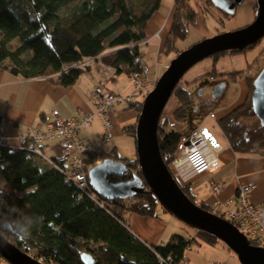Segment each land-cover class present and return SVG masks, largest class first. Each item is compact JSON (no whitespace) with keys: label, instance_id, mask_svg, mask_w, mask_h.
<instances>
[{"label":"trees","instance_id":"1","mask_svg":"<svg viewBox=\"0 0 264 264\" xmlns=\"http://www.w3.org/2000/svg\"><path fill=\"white\" fill-rule=\"evenodd\" d=\"M160 1L0 0V69L22 79L50 78L66 87L73 85L89 65L80 70L70 67L101 56L102 63L114 69L115 74L129 76L142 66L137 45L146 40V23L159 8ZM207 3L213 6L210 1ZM195 16L188 0H174L165 54L173 52L177 56L176 41L185 39L187 33V25L182 20L191 24ZM254 46L212 56L211 72L195 82L222 77L215 70L219 58L244 53ZM105 51L109 53L104 54ZM249 68L228 76L230 80L245 79L248 95L219 118L218 125L235 153L264 155V128L251 109L254 78L248 76ZM181 80L172 93L179 102L172 117L185 122L193 115V98L188 92V83L185 87L179 86ZM126 109L139 113L141 102L128 103ZM158 128L160 155L171 173L170 161L184 134ZM123 131L134 138L135 124L125 126ZM31 144L29 136L26 145L17 149L0 143V188L8 204H15L34 219L27 238L9 237L8 242L42 264H82L83 253L90 254L94 264H179L184 260V251L193 243L214 245L218 242L208 234L193 230L191 240L175 234L164 245L146 246L130 232L126 216L155 217L160 205L147 188L133 199L106 200L95 195L89 181L82 188L63 171L41 159L32 151ZM114 151L88 158L87 173L96 159L110 158L122 161L128 170L122 178L108 177L109 181L140 176L136 158L119 159ZM180 188L195 205L222 218L212 208L195 203L187 186L180 185Z\"/></svg>","mask_w":264,"mask_h":264},{"label":"crops","instance_id":"2","mask_svg":"<svg viewBox=\"0 0 264 264\" xmlns=\"http://www.w3.org/2000/svg\"><path fill=\"white\" fill-rule=\"evenodd\" d=\"M206 4H208L207 1ZM173 10L174 3L172 8L168 11V18L163 21V16H155L153 14L145 26L146 41L148 42L141 45L143 46V50L139 48V52L141 54V65H145L148 68V77L151 80L156 79L157 81V78L161 76H159V68L163 69L164 72L169 65V63H167L168 58L165 59V56L174 54L173 52L165 54L164 50L165 41L168 38L167 35L171 26ZM108 53L109 51H105L104 54ZM145 53H148L149 59L144 62ZM160 55L161 59H159ZM100 58L101 56H98V59ZM173 58L174 57H170V59ZM98 59L94 60L88 66V69L84 71L85 73L82 72L83 74L78 76L73 85L66 87L50 78L22 79L20 77H14L7 70L0 69V115L3 118V121L0 123V139L3 144L9 148L17 149L20 140L26 138L33 130H37L38 132L45 130L47 125L53 123L54 117L51 112L54 109L58 111V116L62 120H68L77 114L93 115L94 107L92 94L94 88L99 84H104L110 92L116 95L122 96L129 94L132 87L128 75L115 74L114 69L98 62ZM150 67L153 68V73L150 72ZM53 78H55V76ZM234 81L239 85L241 91L239 98L244 96L243 100L235 104L238 105L246 99L248 95V85L245 81V83H241L239 80ZM110 83L112 85L109 87ZM126 107L127 105L116 106L115 111L108 115V119L111 123L110 133L113 139L110 143L102 145V153L104 154L109 153L112 149H115L114 153L119 151L116 141L132 139L131 136L124 133L123 128L135 123L137 113L133 109H126ZM232 107L222 109L216 114L213 113L214 119L210 116V113V121L218 126L217 119L222 118ZM198 109H200V107H192L193 115H198V117L204 116L203 112H198ZM101 124V119L93 115L89 128L80 130L78 132V137L81 140L95 138L103 133L104 129ZM213 124L209 126V131L203 119L192 129L203 126L207 133L217 137L216 140L213 136V146H222V150L219 154L222 167L215 173H201L192 177L185 185L187 186L190 197L194 201L212 208L216 200L225 201L232 198L239 186L251 183L255 185V189L249 194V201L257 206L264 215V155L235 153L231 149L222 130L220 129L221 136L217 133ZM218 128L220 127L218 126ZM219 142H221L222 145ZM43 144V146L49 147L48 151L42 152L43 157L53 158L59 154L58 139L56 141L55 139L48 142L44 141ZM104 147L108 148V152L104 151ZM47 154L52 155L48 156ZM214 183L221 186V191L219 193L212 192L211 186ZM128 223L130 232L146 246L163 245L164 237L169 234L171 226L172 231L169 235H172L176 228H178L176 224H173L165 216L157 218L132 214L129 217ZM195 244L196 251L198 249H203L204 252L208 249H204L200 241ZM216 245H218V243H216ZM185 251L183 254L184 260L179 264H185L186 261L189 260L185 257ZM231 257L230 254L222 253L219 259L222 264H227V262L232 259ZM231 264H233V262H231Z\"/></svg>","mask_w":264,"mask_h":264},{"label":"water","instance_id":"3","mask_svg":"<svg viewBox=\"0 0 264 264\" xmlns=\"http://www.w3.org/2000/svg\"><path fill=\"white\" fill-rule=\"evenodd\" d=\"M221 14L233 16L243 0H210ZM254 21L234 32L204 39L179 52L158 78L154 88L144 97L135 124V149L140 176L111 182L108 177L122 178L128 168L122 161L104 159L88 171L89 186L106 200L133 199L149 189L160 207L185 226L208 234L222 242L239 264H264V248L252 246L246 236L227 220L195 205L182 191L164 164L157 141L161 113L178 82L186 72L203 59L225 52H241L264 37V0H256ZM251 109L264 128V68L252 83ZM224 86L218 85L211 97L221 96ZM0 256L8 264H42L21 252L13 244L0 247ZM82 264H94L88 253L80 255Z\"/></svg>","mask_w":264,"mask_h":264},{"label":"built area","instance_id":"4","mask_svg":"<svg viewBox=\"0 0 264 264\" xmlns=\"http://www.w3.org/2000/svg\"><path fill=\"white\" fill-rule=\"evenodd\" d=\"M96 59L98 57L74 64L70 69L87 67ZM128 77L132 89L127 95H116L104 84H99L93 90V115L98 116L102 121L104 129L102 134L93 139L81 140L78 132L89 128L93 115L77 114L68 120H62L58 116V111L54 109L51 112L54 117L53 123L47 125L42 132L33 130L28 134L32 140L30 146L32 151L51 166L63 171L67 178L77 182L80 187L87 186L84 173L85 161L90 157L99 156L102 153V145L110 143L113 139L110 133L111 123L108 119L110 111L114 112L115 107L119 105L126 106L128 103L141 102L156 83V79L151 80L148 77V68L145 65ZM210 116L214 119L213 114ZM202 129L203 126H198L182 135L170 161L172 177L182 186L198 174L215 173L222 167L219 158L222 146H213V136L207 132L204 134ZM26 138L20 140L18 148L26 145ZM53 139H58L59 154L53 158L43 157L42 152L49 150V147L43 146L44 141ZM211 187L213 193L221 191L219 184L214 183ZM254 189L255 186L251 183L239 186L232 198L225 201L216 200L212 209L237 227L249 243L264 248V215L249 201V194ZM0 264L8 263L0 256Z\"/></svg>","mask_w":264,"mask_h":264},{"label":"rangeland","instance_id":"5","mask_svg":"<svg viewBox=\"0 0 264 264\" xmlns=\"http://www.w3.org/2000/svg\"><path fill=\"white\" fill-rule=\"evenodd\" d=\"M206 1H209V0H188V5L190 6L191 9H193L196 12L197 15L195 16V19H194L195 22L191 24H187L186 19L182 20V22L187 25V33H186L185 39L176 41L175 48L178 51V53L190 48L194 44H197L204 39H208V38H211L219 34L240 30L250 25L255 19V13L257 9L256 0H243V2L240 5H237L235 14L233 16H227V17L222 16L214 7H212L209 4H206ZM173 3H174V0H161L160 6L154 12V15L163 16V21H164L166 18H168L167 16L169 13L168 11L169 9L172 8ZM133 4L138 5L137 3H133ZM140 49L143 50V46H141ZM170 57H176V55L170 54L169 56H165V59L168 58L167 63H170V61L172 60L170 59ZM148 59H149L148 53H145L143 61L145 62ZM159 59H161V55L159 56ZM97 61L102 63L100 59H98ZM213 64H214L213 57L203 59L202 61L198 62L193 67H191L186 72L181 82L179 83L180 87H184L186 83L189 84V86L187 87L188 92L192 96L191 99L193 98L191 110H192V107L195 108L196 106L198 107L199 105L200 109H198V112L200 113L203 112L204 116L198 117V115H195V114L190 115L189 118L185 122H180V121L173 119L172 114L174 110L178 107L179 102L172 95L167 101L161 113V116L159 119L160 122H159L158 127L160 128L163 127L165 130L172 129L179 134L187 133L190 129L196 126V124L199 121L204 119V124L210 131L209 126L213 124L209 119L210 113L216 114L220 110L230 108L234 106L237 102L244 99V96L239 98L240 92H241L239 89V85L234 80H230L228 76L233 73L245 72L246 69L250 67L249 72L247 74L249 77L255 78L260 72V70L263 68L264 66V37L261 38V40L257 42L253 48L247 50L244 53L222 56L221 58H219L215 63V70H216L217 75L222 76V77H219L216 79L206 78V79H201L198 82H195L199 78H202L205 75L209 74L211 72ZM84 68H80V69H84ZM74 69L80 70L78 68H74ZM150 72L153 73V68L151 67H150ZM159 72H160L159 74L160 76L163 72V69L159 68ZM236 80H239V82L241 83L246 82L245 79H236ZM110 85L112 84L110 83L109 87ZM218 85L224 86L223 92L220 97H218L217 99H213L211 97L212 91ZM112 112L113 111H110V113ZM138 115L139 113H137L136 118L138 117ZM218 120L219 119H217V121ZM134 124H136V121ZM213 126L216 128L217 133L221 135L220 128H218L219 125L217 126L216 124H213ZM158 134H159V128L157 130V135ZM214 138L216 139L217 137L214 136ZM127 140L126 141H123V140L116 141L119 151L115 153V155L119 159L131 160V159L136 158L134 138H132L131 140L130 139H127ZM219 143L221 144V142ZM107 149H108L107 147L106 148L104 147L105 152H108ZM47 155L51 156L52 154H47ZM114 161H118V160H114ZM100 163H101V160L98 158L93 162V164L88 169L90 170L92 167L99 165ZM84 173H85V179L87 183L88 173L85 167H84ZM194 202L196 203V201ZM161 216H165L173 224H176V226H178V228H176V230L173 232L172 235L177 234L188 240L192 239L191 237L194 235V231L191 228L185 226L184 224H182L181 222L173 218L171 215L165 212L161 207H158L156 210L155 217L161 218ZM129 217L130 216H126L127 221ZM171 231H172V226L169 231V234H171ZM169 234H167L164 237L163 245L166 243V241H169L170 237L172 236ZM201 243L204 249H207V248L208 249L204 252H203V249H198L196 251V248H195L196 244L193 243L192 246L185 251V257L189 259L188 261H186L185 264L221 263L219 258L222 253L230 254V256H232L231 257L232 259L229 262H227V264H231V262H233V264H239L236 256L233 255V253H231L230 250L222 242L218 241L217 242L218 245H216V243L214 245H207L204 242H201Z\"/></svg>","mask_w":264,"mask_h":264},{"label":"clouds","instance_id":"6","mask_svg":"<svg viewBox=\"0 0 264 264\" xmlns=\"http://www.w3.org/2000/svg\"><path fill=\"white\" fill-rule=\"evenodd\" d=\"M5 195L0 188V247L7 245L9 237L17 240L27 238L34 224L33 217L15 204H8Z\"/></svg>","mask_w":264,"mask_h":264},{"label":"bare ground","instance_id":"7","mask_svg":"<svg viewBox=\"0 0 264 264\" xmlns=\"http://www.w3.org/2000/svg\"><path fill=\"white\" fill-rule=\"evenodd\" d=\"M214 8H215V7H214ZM215 9H216V8H215ZM192 10H193V9H192ZM194 12H195V11H194ZM195 13H196V12H195ZM224 15H225V14H224ZM226 16H228V15H226ZM183 18H185V14L183 15ZM163 27H164V26H163ZM213 37H214V36H213ZM211 38H212V37H211ZM208 39H209V38H208ZM147 42H148V41L145 40V41L142 42L141 44L137 45V47L140 48V46H141L142 44H146ZM252 46H253V45H252ZM263 68H264V66H263ZM263 68H262V69H263ZM262 69L260 70V72L262 71ZM260 72H259V73H260ZM259 73H258V74H259ZM256 77H257V76H256ZM256 77H255V78H256ZM255 78H254V79H255ZM253 81H254V80H253ZM252 83H253V82H252ZM252 113H253V112H252ZM254 116H255V115H254ZM257 120H258V119H257ZM201 131L205 134V133H206V129H205V127H204V129H202ZM171 175H172V174H171ZM254 186H255V185H254ZM95 195H96V194H95ZM95 195H94V197H95ZM233 206H234V204H233ZM252 246H253V245H252ZM211 264H214V263H211Z\"/></svg>","mask_w":264,"mask_h":264},{"label":"flooded vegetation","instance_id":"8","mask_svg":"<svg viewBox=\"0 0 264 264\" xmlns=\"http://www.w3.org/2000/svg\"><path fill=\"white\" fill-rule=\"evenodd\" d=\"M200 106L198 105V108H199Z\"/></svg>","mask_w":264,"mask_h":264}]
</instances>
